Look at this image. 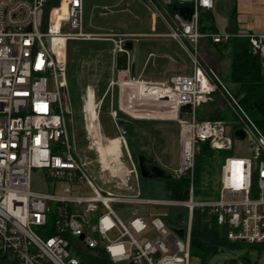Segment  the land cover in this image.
<instances>
[{
	"label": "built area",
	"instance_id": "1",
	"mask_svg": "<svg viewBox=\"0 0 264 264\" xmlns=\"http://www.w3.org/2000/svg\"><path fill=\"white\" fill-rule=\"evenodd\" d=\"M170 2L172 0H165ZM194 11L178 21L170 35L187 50L192 74H174L167 81L137 78L119 70L105 94L96 95L88 85L83 95L85 149L82 157L71 140L67 115L71 112L67 96V47L74 39L95 37L83 29V0H0V264H90L82 256L105 249L113 264H189L191 232L195 206L208 207L217 214L219 224L229 226L232 241L264 242V131L240 105L224 84L201 65L197 45L203 37L221 42L230 37H247L254 53L264 60V32H212L199 29L200 12L211 8L214 0H180ZM66 5L67 14L60 9ZM193 45V51L186 46ZM116 49H123L116 38ZM124 75V77H123ZM120 90V110H145L172 106L180 129V165L175 175H189L187 200L158 201L104 190L103 182L132 188L124 167V138L117 151L113 139L104 132L101 111L104 97ZM221 87L224 91H221ZM125 88L127 92V100ZM221 92L236 113V129L245 132L236 140L249 143V155H228L221 164L219 196L211 200L194 199L193 177L199 145L215 150L234 149L228 123L223 119H198L197 108L214 100ZM191 111L181 113V105ZM119 109L111 107L115 122ZM190 114L187 119L185 115ZM130 173L136 169L132 156ZM34 168H43L47 179L60 183L55 191L31 188ZM128 175V174H127ZM59 189V191H57ZM168 204L188 208L182 236L167 221V212L135 214L123 219L114 203ZM117 232L112 238L110 232Z\"/></svg>",
	"mask_w": 264,
	"mask_h": 264
},
{
	"label": "rangeland",
	"instance_id": "2",
	"mask_svg": "<svg viewBox=\"0 0 264 264\" xmlns=\"http://www.w3.org/2000/svg\"><path fill=\"white\" fill-rule=\"evenodd\" d=\"M104 2H110L114 0H99ZM135 4L134 14L129 15L126 13L125 18H129L127 21L128 25H134L138 22V14H140V19L143 21L146 19H152V12L148 9L150 3L148 0H133ZM154 2L159 5L162 0H154ZM91 9L92 6H91ZM62 15L67 14L66 5L60 9ZM93 12L90 10L83 12V21L84 24H87L92 19L96 21L98 19L96 16L92 15ZM135 16V17H134ZM85 26V25H84ZM107 29V28H105ZM108 32V31H107ZM142 41H146L149 39V36H140ZM100 42H89L90 48L99 47ZM76 43L74 41L68 42L67 47V88H66V96L71 108V112L67 115L68 121V131L71 137V140H76V150L82 157H91V152L85 149L86 143V130H85V119L83 114V95L85 93L86 87L88 85L96 88L98 92V96L101 97L105 94L108 88V82L111 78V57H110V48L111 45L107 44L101 48V53L98 56L91 55L89 52L87 55L83 56L78 52L77 60L74 61V53H76ZM139 43H136L134 51L139 48ZM186 46L189 47L190 50L193 51V45L189 42H186ZM77 47V46H76ZM226 48V49H225ZM221 48V52H218L220 48L213 47L210 42L207 41V38L202 39L197 45V52L199 55V60L202 66H204L207 70L212 73V75L218 80L220 84H226L224 81L225 77L229 75L230 69V54L229 47ZM225 49V50H224ZM142 52H145L144 46L142 48ZM69 53L72 59H69ZM188 63V61H187ZM193 63V62H192ZM194 66V65H193ZM188 71L182 70L184 73L191 72V65L188 63ZM194 69V68H193ZM126 78L129 77L128 72L125 74ZM124 77V75H123ZM139 78V77H137ZM225 85V86H226ZM230 85V84H229ZM227 85V86H229ZM115 97H114V107H117L116 102V93L117 87L114 88ZM128 90L125 88V99L127 100ZM113 96L111 92L107 93L104 97V104L102 106L101 111V122L102 127L106 135L112 138L118 134V136L124 138L125 144V161L130 164L129 157L132 156L134 162H136V158L134 159V155L137 154H145L150 159H152L156 164L160 165L167 172L175 175L179 172L180 165V153H181V143H180V129L179 123L176 119H171L168 117H156L146 114L148 112L142 107L138 109H129L120 110L124 111L127 114L131 115L129 120H133L138 118L137 121H134L131 124V131L117 128V131L114 130L112 122L106 116L107 113L110 114V105L113 101ZM129 99V98H128ZM225 100V99H224ZM220 103V104H219ZM217 105L222 106V103L219 102ZM226 108V107H225ZM120 114V112H119ZM111 115V114H110ZM135 116V117H132ZM112 117V116H111ZM187 119L191 118L190 114L185 115ZM119 117H117L118 119ZM132 118V119H131ZM228 119H223L228 123V132L233 137L234 140V149H239L241 152H227L226 154L221 155L217 152L216 155V164L211 168H206V161L202 162V167L204 171L201 172L200 178V200H204V192L203 191H212L213 186H215V190L219 191L221 187L220 183V171L219 165L221 169V164L224 161L225 157L231 154L234 155H249V143L247 141L236 140L235 130L236 125L234 122V118L231 115H228ZM113 120V119H112ZM117 124V122H114ZM118 126V125H117ZM113 139V138H112ZM115 139H113L114 141ZM218 166V167H217ZM131 169V168H130ZM206 169V170H205ZM195 173L193 177V182L195 183ZM93 175L96 177L94 178ZM94 178L95 183H97L104 190L120 192L125 195H137V189H140V193L143 197H152L158 198L162 200H169L170 195L168 189L165 186L164 179L155 178V177H145L140 175L139 181L136 183L135 181V190H128L126 188L117 189L114 187L112 183L103 182V179L98 177V173L95 172L91 175ZM60 187V183L56 181H52L47 179L45 169L43 168H34L31 174V188L35 191L39 192H47V191H55L56 188ZM59 191V189L57 190ZM219 193V192H218ZM114 208L117 213L123 218H127L133 211L134 207L128 204H119L114 203ZM155 211L159 212H167L168 218L171 219L175 216V206L172 205H159L154 206ZM186 216V211H184V215ZM168 219V220H169ZM110 236L115 238L117 236V232H110ZM247 253V257L250 259V264H264V247L262 249L258 248H249L247 249H222L216 253H213L209 256L205 262L202 263V260L199 256L191 255L189 260V264H236V262L232 259L237 260V262H241L240 256L242 254Z\"/></svg>",
	"mask_w": 264,
	"mask_h": 264
},
{
	"label": "crops",
	"instance_id": "3",
	"mask_svg": "<svg viewBox=\"0 0 264 264\" xmlns=\"http://www.w3.org/2000/svg\"><path fill=\"white\" fill-rule=\"evenodd\" d=\"M178 1L179 3L176 6L184 5L180 0ZM148 2L151 5L148 7V9L153 14L152 19L145 18V20L142 21L140 19V14H138L137 16L139 23L130 26L127 24V21H129L128 19L130 17L125 18V15L126 13H128L129 15L135 13L134 12L135 4L133 0H114L112 1V3L99 1V0H83L82 21H83V12H86L88 10L93 12L92 14L93 16H96L97 14L98 17L96 21L92 19L87 24H84L83 21L84 31L95 35V37L88 38L85 40L89 42H95L97 44L98 42H100L99 47L90 49L89 51L90 54L98 56L101 53L100 51L103 46H106L107 44H109V46L111 45L110 80L112 78H115L119 71V69L116 66V55L117 52L119 51L118 49H116V43H115L116 38H122L123 47L126 41H131L133 44L132 49L128 50L129 68L125 69V71H128L129 74L135 77H139L141 79L150 80V81H167L169 80L170 76L174 74L193 73L194 66L187 50L180 44L178 40H176L170 35V33L172 32L173 28L176 26V23L178 21L177 16L178 14H180L179 10H177L176 8H174L173 10L169 7V3L171 1L166 2L165 0H162L163 3L159 5H157L154 2V0H148ZM91 6L93 9H91ZM206 9H209L210 17L204 20V23L208 21L211 22L214 27V32H219V33L241 32V31L257 32V33L264 32V0H214L213 7ZM206 32H210V31L207 30ZM140 36H149L150 38L146 39V41H142L141 43V39L139 38ZM235 37H240V36H235ZM204 38H207V41L209 42L208 37H203L202 39ZM231 38L232 37L223 40L227 43L226 47H229L228 51L230 54L229 55L230 58H231V53L233 52V46L231 40L229 41V39ZM136 43H139L140 46L137 50L134 51ZM143 46L145 52H142ZM212 46L215 47L214 45ZM187 61L192 67L191 72L183 73L182 70L188 71L189 67ZM132 64H134V72H132L131 69ZM230 67H231V62H230ZM116 87H117V93H116L117 107H114L115 92L113 91V95H112L113 101L110 105V108L113 107L117 110L118 109L120 110L119 99H118L120 95V90L118 86ZM93 88L95 89L96 95L98 96V92L96 91V88L95 87ZM122 113L126 116L124 118H120L119 117L120 114H119L118 115L119 118L117 119L116 126L118 125L117 128H120L125 132L126 130L124 129V126L126 120L127 118L129 120V117H131V115L127 114L124 111ZM132 117L135 116L132 115ZM119 119H122L124 121L123 127H121L118 124ZM137 120L138 118H135L131 121L129 120V122L133 124V122ZM118 134H116V136L112 138L114 139L120 138ZM125 149L126 148L121 145V151H122L121 153L122 154L124 153V155L126 154ZM136 155L138 154L136 153L134 155V159L136 158ZM134 164L136 165L135 166L136 169L130 173L131 165L126 163L124 157V167L122 169V174L124 175V177L126 176V180L124 181L130 182L132 188L130 189L127 186H121L119 188L117 186V189H122V188H126L128 190L136 189L135 181L136 183L139 181L141 173L139 170L137 159L136 162H134ZM220 173H221V169H220ZM136 192L137 195H132L133 197L137 196L140 199L168 201V200L158 199L155 197L154 198L143 197V195L140 193L139 188L137 189ZM171 199L172 198L170 197L169 200ZM128 205H132L134 207L131 214L127 216V218H130L135 214H145L149 211V209L152 210V212L161 213L159 211H155L154 206L168 205V204H153L150 206L148 204L140 202V203H130ZM180 207L181 206H175L176 210L173 219L176 218L178 214L177 212L182 209ZM183 218L184 219L182 221L185 222V219L187 220L188 218L187 211H186V216H184ZM179 226L180 225L178 223L171 222L172 228H176ZM177 234L182 236L178 232ZM183 234H184V230H183Z\"/></svg>",
	"mask_w": 264,
	"mask_h": 264
},
{
	"label": "trees",
	"instance_id": "4",
	"mask_svg": "<svg viewBox=\"0 0 264 264\" xmlns=\"http://www.w3.org/2000/svg\"><path fill=\"white\" fill-rule=\"evenodd\" d=\"M178 3V0H172L169 3V7L174 10ZM48 4L50 6L59 5L60 0H49ZM208 17H210L209 9L201 10L199 29L205 33H212L214 32L212 23L209 21L204 23V20L208 19ZM207 30L210 32H206ZM208 40L211 45L220 48L219 52H221V48H225L227 46L225 41L216 42L211 37H208ZM230 40L233 46V52L231 53V67L229 75H227L224 79L227 85H230H225L232 95L238 100L241 107L250 114L257 125L264 131V60L259 56V54L252 51L250 41L247 37H232L229 41ZM70 41H74L77 46H75L76 53H74V61L77 60L78 52L85 56L91 49L89 41L85 39H74ZM69 59H72L70 53ZM221 91H224L222 87ZM224 99L223 94L218 92L213 101L205 103L197 108V118L218 120L228 119V115H231L234 119H236V113ZM219 102L222 103V106L217 105ZM106 116L112 122L114 130L117 131V126L112 120L111 115L107 113ZM125 116L126 115L120 112V118H124ZM124 127L127 131H131L132 127L128 118ZM217 152L223 155L227 152H232V150H215L207 142L199 145V151L196 155V174L194 183L195 200H200V192L202 191L200 187L201 172L204 171L202 162L206 161V168H212L217 161ZM218 168L220 171V165ZM164 182L172 199H189V187L191 182L189 175L169 176L164 178ZM203 192L205 196L204 200L215 199L219 196V191L215 190V186H213L212 191H210L211 193L208 191ZM180 208L182 209L177 212L178 214L175 219H166L167 221L178 223L180 225L179 227H184L185 224L182 222L184 219L183 211L188 212V208L185 206H181ZM171 222L169 223L171 224ZM192 223L191 255L199 256L202 263L205 262V260L213 253L222 249L248 250L249 248L262 249L264 247V242L248 243L242 240H230L228 237L229 226L226 223L219 224L217 214L211 212L208 207L195 206ZM239 256L241 259V262L239 263L237 260L232 259L236 262V264H250V259L247 257V253ZM82 260L83 262L90 264H113L109 254L103 248H99V250H97V252L92 254L90 257L85 255L82 256Z\"/></svg>",
	"mask_w": 264,
	"mask_h": 264
},
{
	"label": "water",
	"instance_id": "5",
	"mask_svg": "<svg viewBox=\"0 0 264 264\" xmlns=\"http://www.w3.org/2000/svg\"><path fill=\"white\" fill-rule=\"evenodd\" d=\"M179 13L186 19L190 18L194 9L192 6L182 5L175 6ZM133 44L131 41H126L124 43V49H121L117 52L116 55V66L119 70H125L129 68V53L128 50L132 49ZM132 72H134V64L131 65ZM181 113L190 112L191 106L190 104L181 105L179 108ZM118 124L123 127L124 121L122 119L118 120ZM235 135L238 138H243L245 136V132L242 129H236ZM137 163L139 166V170L142 176L145 177H155V178H166L169 176H173V174L167 172L160 165L156 164L152 159H150L145 154L137 155ZM179 234L183 235L184 229H175Z\"/></svg>",
	"mask_w": 264,
	"mask_h": 264
},
{
	"label": "bare ground",
	"instance_id": "6",
	"mask_svg": "<svg viewBox=\"0 0 264 264\" xmlns=\"http://www.w3.org/2000/svg\"><path fill=\"white\" fill-rule=\"evenodd\" d=\"M148 112H145L146 114H149L151 116H156V117H167V116H174V108L172 106H156V108H151V109H147ZM120 145L119 143V138L115 139L112 143V145H110V148L112 150H116L118 149V146Z\"/></svg>",
	"mask_w": 264,
	"mask_h": 264
}]
</instances>
